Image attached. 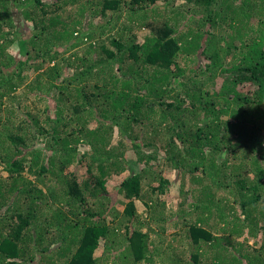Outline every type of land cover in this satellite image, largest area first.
<instances>
[{"label": "trees", "instance_id": "1", "mask_svg": "<svg viewBox=\"0 0 264 264\" xmlns=\"http://www.w3.org/2000/svg\"><path fill=\"white\" fill-rule=\"evenodd\" d=\"M0 264H264V0H0Z\"/></svg>", "mask_w": 264, "mask_h": 264}, {"label": "rangeland", "instance_id": "2", "mask_svg": "<svg viewBox=\"0 0 264 264\" xmlns=\"http://www.w3.org/2000/svg\"><path fill=\"white\" fill-rule=\"evenodd\" d=\"M103 23H106L107 21H109V16L107 17V18H104L103 19ZM125 21H127V19H124L123 20V22H125ZM122 22V23H123ZM121 23V24H122ZM117 32H119L120 34H122L123 32H121L120 31V28L119 29H115L114 31H112V32H110V33H112L113 35H116L117 36ZM149 34V29L148 28H139L138 26L137 27H135V28H133L132 29V31L130 32V30L129 31H127L126 32V35H128V36H133V35H138V36H140V37H146V35H148ZM78 49V51L81 53V52H83V51H87V47H85V46H80L79 48H77ZM73 52V50H71V51H69V53H68V55H70L71 53ZM95 53V52H94ZM93 53V54H94ZM28 65V64H27ZM25 69H29L28 68V66H25ZM24 74H27V71H25V73ZM35 75V74H34ZM67 75H69V74H67ZM71 75V74H70ZM31 77H33V76H31ZM31 77H26L25 79L28 81ZM17 92H18V95L19 96H22L21 95V93L23 92V89H22V87H19V89L17 90ZM16 92V93H17ZM44 95L45 94H47L48 92H47V87H46V89L44 90ZM42 93V94H43ZM22 98V97H21ZM45 103H46V101H44V102H42V104L41 105H39V106H42V107H44L45 106ZM49 103V102H48ZM34 109H35V106H34ZM50 114H53V111L52 110H50ZM87 149V147H85V145H79V148H78V150L79 151H85ZM168 177H170L171 179H175L176 178V176L175 175H172V174H169L168 173ZM186 181H188V180H186ZM189 182V181H188ZM188 184L189 183H187V185H186V187H188ZM178 188V187H177ZM170 193L171 194H169L168 195V197L166 198V200H167V205H172V204H174L173 205V209L174 208H176V206H177V204H178V202L180 201V199H181V195H179L178 194V190H176L175 188H173V190H171L170 191ZM138 209L139 210H137V215H138V217H139V219H140V221H142L143 223H144V219H145V211H146V209L145 208H143V207H140V206H138ZM174 211V210H173ZM177 210H175L174 212H176ZM117 233H118V230H117ZM119 234V233H118ZM121 234H122V232H121ZM120 234V235H121ZM52 247L53 248H55V245H52ZM161 249L163 250V247H161Z\"/></svg>", "mask_w": 264, "mask_h": 264}]
</instances>
